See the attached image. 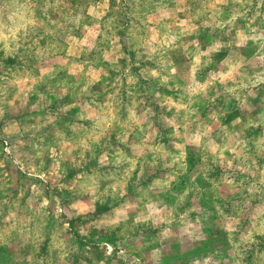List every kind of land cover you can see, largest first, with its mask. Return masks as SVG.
<instances>
[{
  "label": "rangeland",
  "instance_id": "1",
  "mask_svg": "<svg viewBox=\"0 0 264 264\" xmlns=\"http://www.w3.org/2000/svg\"><path fill=\"white\" fill-rule=\"evenodd\" d=\"M0 264H264V0H0Z\"/></svg>",
  "mask_w": 264,
  "mask_h": 264
}]
</instances>
